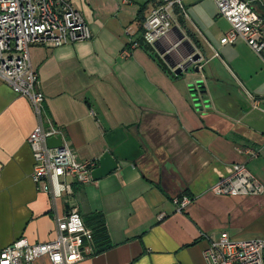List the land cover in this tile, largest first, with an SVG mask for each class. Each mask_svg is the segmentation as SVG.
<instances>
[{"label":"crops","instance_id":"0c3cea01","mask_svg":"<svg viewBox=\"0 0 264 264\" xmlns=\"http://www.w3.org/2000/svg\"><path fill=\"white\" fill-rule=\"evenodd\" d=\"M68 1L91 38L30 47L45 116L78 161L97 167L109 153L117 169L73 187L53 207L30 179L31 107L0 80V251L21 238L52 240L53 215L73 209L84 222L102 216L107 233L76 264H206L201 235L264 239V194L209 192L238 163L264 186V51L258 55L241 40L221 45L230 26L212 0H182L157 48L138 42L136 49L129 42L163 0ZM254 1L263 22L264 0ZM261 30L264 38L263 24ZM191 50L200 59L175 75ZM183 197L190 202L177 211L174 200ZM262 256L264 264V250Z\"/></svg>","mask_w":264,"mask_h":264},{"label":"built area","instance_id":"2783aa9c","mask_svg":"<svg viewBox=\"0 0 264 264\" xmlns=\"http://www.w3.org/2000/svg\"><path fill=\"white\" fill-rule=\"evenodd\" d=\"M212 1L218 15L230 26L220 44L241 40L260 55L264 51L261 17L244 0ZM175 8L182 9V0H163L150 11L141 36L145 45L153 47L166 37L172 27ZM90 38L89 27L68 0H0V80L15 95L25 98L31 107L36 125L26 141L33 159L30 179L38 193L49 197L53 207L63 196L72 194L75 184L84 186L92 182L91 172L96 162L78 161L60 131L45 116L44 96L38 89L29 49L33 45L57 48ZM129 44L130 49L138 47L135 41ZM128 55L127 51L122 53L123 57ZM187 62H191L190 56L174 70H183ZM55 136L61 137V147L50 149L47 140ZM240 152L250 158L256 156L249 149ZM209 192L222 197L260 196L264 194V186L244 163H238L233 164L225 176L219 177ZM189 202L186 197L174 200L177 211L186 208ZM53 222L52 240L29 244L23 238L18 239L0 251V264H34L40 258H46L47 264H76L85 258L93 237L78 212L73 209L62 216L55 214ZM201 237L207 242L203 250L206 264H263L264 239L236 240L226 233L214 240L205 235Z\"/></svg>","mask_w":264,"mask_h":264},{"label":"water","instance_id":"95a60500","mask_svg":"<svg viewBox=\"0 0 264 264\" xmlns=\"http://www.w3.org/2000/svg\"><path fill=\"white\" fill-rule=\"evenodd\" d=\"M154 47L157 48V44H154ZM163 54V53H162ZM190 57H191V62L184 63L183 65V70L176 69L174 71L175 75H180L182 71L187 70V68L192 64L196 63L199 59L200 56L198 54H195L193 50L190 51ZM168 54L164 56L165 61L168 60ZM175 66H171L170 68H174ZM197 69L195 70V72ZM47 147L50 149H56L61 147V137L60 136H55V137H50L47 140ZM117 169V163L115 160L112 158V156L109 153H104L97 161V167L91 172V179L92 181H98L103 177H106L110 173L114 172Z\"/></svg>","mask_w":264,"mask_h":264},{"label":"trees","instance_id":"16d2710c","mask_svg":"<svg viewBox=\"0 0 264 264\" xmlns=\"http://www.w3.org/2000/svg\"><path fill=\"white\" fill-rule=\"evenodd\" d=\"M262 24L264 25V20L262 22ZM142 32L143 29L141 30V34L138 40H135V42L138 44V46L140 45L139 43H141L142 45ZM139 42V43H138ZM74 187H79L78 185H74ZM84 225L86 228H88L91 233H92V237H93V242H105L107 240V233H106V229H105V224H104V220L102 218V216L100 215H91L88 216L87 221H83Z\"/></svg>","mask_w":264,"mask_h":264},{"label":"rangeland","instance_id":"374dc122","mask_svg":"<svg viewBox=\"0 0 264 264\" xmlns=\"http://www.w3.org/2000/svg\"><path fill=\"white\" fill-rule=\"evenodd\" d=\"M244 1H245V0H244ZM258 1H260V0H258ZM262 1H263V0H262ZM262 1H260V3H261ZM245 2H247V1H245ZM247 3H248L249 5L251 4V6H252L253 8H254V7L257 8L259 2L257 3L256 1L253 2V0H249V2H247ZM251 6H250V7H251ZM252 7H251V8H252ZM253 8H252V9H253Z\"/></svg>","mask_w":264,"mask_h":264}]
</instances>
